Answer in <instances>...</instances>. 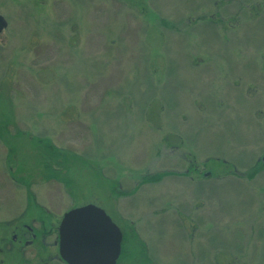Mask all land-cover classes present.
Masks as SVG:
<instances>
[{
    "label": "rangeland",
    "instance_id": "1",
    "mask_svg": "<svg viewBox=\"0 0 264 264\" xmlns=\"http://www.w3.org/2000/svg\"><path fill=\"white\" fill-rule=\"evenodd\" d=\"M0 15V236L29 226L55 246L94 204L124 234L118 264H264V0Z\"/></svg>",
    "mask_w": 264,
    "mask_h": 264
},
{
    "label": "water",
    "instance_id": "2",
    "mask_svg": "<svg viewBox=\"0 0 264 264\" xmlns=\"http://www.w3.org/2000/svg\"><path fill=\"white\" fill-rule=\"evenodd\" d=\"M9 27L0 15V37ZM59 254L67 264H118L124 234L105 210L94 204L72 209L61 219Z\"/></svg>",
    "mask_w": 264,
    "mask_h": 264
},
{
    "label": "flooded vegetation",
    "instance_id": "3",
    "mask_svg": "<svg viewBox=\"0 0 264 264\" xmlns=\"http://www.w3.org/2000/svg\"><path fill=\"white\" fill-rule=\"evenodd\" d=\"M23 227H16V229L12 231L13 234L11 237L8 232L0 236V264H30L32 263L31 260H39V262L46 260L47 264H52L53 262H57V264H67L62 260L59 254V235L54 243L55 246L47 247L42 244L38 246L37 242L43 243V239L47 235H40L29 226ZM31 249L35 252L34 259H30ZM51 249H54L53 253L55 255L52 252L49 253ZM45 252L49 254L44 255Z\"/></svg>",
    "mask_w": 264,
    "mask_h": 264
},
{
    "label": "trees",
    "instance_id": "4",
    "mask_svg": "<svg viewBox=\"0 0 264 264\" xmlns=\"http://www.w3.org/2000/svg\"><path fill=\"white\" fill-rule=\"evenodd\" d=\"M8 127H9V124H6V125H4L3 127H0V128H4V129H8ZM46 148H47V150H46ZM46 148H43L45 151H44V153H47V151H48V153H53V152H55V150L53 149V148H51V147H46ZM54 158H57V157H55V155H52ZM51 161V157L49 156V154H47V157H46V164H47V166H46V168L47 169H51V170H54L53 168H57V170H55V171H58V170H60V169H62V164L60 163V161H59V164L58 165H56V166H54V167H52V162H50ZM52 175H55L54 173H52ZM48 178V177H47ZM50 178V177H49ZM56 178H57V176H56ZM157 180H159L158 178H150V180L148 179V181H157ZM122 258V257H121Z\"/></svg>",
    "mask_w": 264,
    "mask_h": 264
}]
</instances>
